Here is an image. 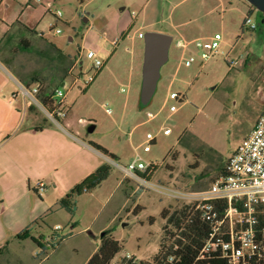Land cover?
Masks as SVG:
<instances>
[{"label":"rangeland","instance_id":"374dc122","mask_svg":"<svg viewBox=\"0 0 264 264\" xmlns=\"http://www.w3.org/2000/svg\"><path fill=\"white\" fill-rule=\"evenodd\" d=\"M248 16L255 29L244 26ZM132 17L135 26L129 37L111 45V22L123 24ZM52 25L55 29L51 30ZM24 27L36 32H24L30 51L18 48ZM151 31L174 40L157 90L143 105L144 39L138 34ZM216 34L222 36L220 48L207 61L195 45L179 48L176 44L178 40L207 41ZM9 35L12 39L4 47ZM0 44V62L8 81L33 84L38 78L45 85L58 86L67 93L68 119L76 126L65 120L63 128L86 141L108 145L119 153L117 164L126 166L138 157L144 163L157 164L151 182L160 186L199 191L205 188L195 182L204 176L200 182L207 188L264 109V22L246 0H0ZM49 44L73 63L62 68ZM89 49H105L110 55H98L106 64L82 92L81 82L74 85V81L79 74L93 73L86 55ZM191 56L195 62L187 66L185 61ZM172 92L178 99L170 98ZM172 105L177 107L174 112ZM147 112L157 117L149 120ZM90 124L96 126L92 133L87 132ZM148 133L156 141L145 152ZM121 177L122 172L111 164L109 179L95 191L77 197L75 215L67 211L63 216L54 214L62 233L53 232L55 244L38 254L35 250L27 263L87 264L100 244V228L105 226L123 246L118 256L129 252L149 259L167 228L163 211L172 212L180 202L145 189L136 180L113 191ZM47 232L52 230L47 228Z\"/></svg>","mask_w":264,"mask_h":264},{"label":"crops","instance_id":"0c3cea01","mask_svg":"<svg viewBox=\"0 0 264 264\" xmlns=\"http://www.w3.org/2000/svg\"><path fill=\"white\" fill-rule=\"evenodd\" d=\"M119 24L114 20L111 22L115 33H112L109 42L114 47L129 37L135 21L132 17V20ZM103 36L107 41V34ZM131 43L134 50V36ZM95 51L98 55L103 52L110 55L105 49ZM16 81L18 84L8 81L5 66L0 62V250L6 248L0 253V264H28L29 255L35 250L38 254L41 250L33 237L43 236L44 240L55 244V236L62 233L63 227L59 221H54L53 215L63 216L65 211L68 212L59 206L60 199L101 166L108 164V156L95 149L91 142L106 148L117 160L120 158L119 153L104 143L94 139L86 141L66 128L48 123L39 111L27 106L19 90V83H23L18 79ZM66 123L76 127L68 118ZM131 180L121 177L113 191L122 185L128 187ZM39 181L46 185L45 192L41 194L36 191ZM58 226L60 229H56ZM89 226L83 230L89 229ZM47 228L52 230L51 234ZM25 230L29 235L18 238ZM107 230H110L107 226L100 228V232Z\"/></svg>","mask_w":264,"mask_h":264},{"label":"built area","instance_id":"2783aa9c","mask_svg":"<svg viewBox=\"0 0 264 264\" xmlns=\"http://www.w3.org/2000/svg\"><path fill=\"white\" fill-rule=\"evenodd\" d=\"M58 17L61 16L59 12ZM244 26L255 29L256 25L248 16ZM57 33L60 30L57 29ZM143 38V33L139 34ZM222 36L216 34L212 39L195 40L192 42L177 41V47L188 48L195 45L201 50V58L207 61L216 55L220 48ZM91 61V74H79L74 85L81 82L80 90L89 87L105 66V62L94 50L86 51ZM82 65L80 60L76 61ZM195 62V57L186 59L187 66ZM82 76H85L81 79ZM20 94L26 100L29 108L39 111L48 123L63 129V122L68 118L69 107L66 102L67 93L59 87L55 88L51 99L44 102L41 99V89L34 84L27 86L19 83ZM179 95L172 92L171 99H178ZM177 107L172 105L171 111ZM149 120L157 117L147 112ZM170 133V130H165ZM156 141L155 135L147 134L145 152L151 151V144ZM108 164H114L123 174L124 178L136 180L138 184L148 190L158 191L180 203L190 205L194 214L211 224V231L198 255L192 262L210 260L211 255L219 254L228 264H259L264 258V109L257 119L253 130L244 138L238 148L227 161L223 173L206 190L184 191L181 189L160 186L151 182L148 176L157 168V164L144 163L138 157L128 165L117 164L110 157H106ZM46 190L44 182H37L36 191L41 194ZM60 229V227H56ZM180 232H178L179 235ZM175 238L169 243L173 245ZM177 249V248H176ZM166 249L153 264H185L181 256L168 253ZM132 253L125 252L117 256L113 264H129L139 262Z\"/></svg>","mask_w":264,"mask_h":264},{"label":"trees","instance_id":"16d2710c","mask_svg":"<svg viewBox=\"0 0 264 264\" xmlns=\"http://www.w3.org/2000/svg\"><path fill=\"white\" fill-rule=\"evenodd\" d=\"M261 14L264 17V14L263 13ZM52 29H55V25L51 26V30ZM21 30H22L21 34L23 35L22 36L23 38H21L18 48L21 51H30L31 46H29V40H27L26 38L27 36L24 33L30 30L26 27L22 28ZM30 32L36 33L35 31H30ZM37 35L39 38L43 39L42 34H37ZM11 39H12V35H9L6 44H3V46L6 47L8 43H10ZM1 44H0V48H3ZM49 45L56 50L57 60L61 64L62 68L66 64L69 65L73 63L74 60H70V58L61 54L55 45L52 44ZM23 84L27 86H31L34 84L38 85L42 92L41 99L44 102H47L48 100L52 102L51 96L55 88L58 87L56 86L53 88L50 85H45L44 81L38 78H34L33 84H28L27 82ZM90 144L95 149L102 152L105 156L117 160V157L111 154L103 146L94 142H91ZM223 171L224 168H222L219 171L217 178L223 173ZM110 174H111V166L109 164H105L101 166L93 174L88 176L80 184L75 186L68 194H66L63 198H61L59 201V206L68 210V212L71 215H75L78 209L77 197L83 195L84 193H91L92 191H94L101 183H103L105 180L109 178ZM151 176L152 174L148 176V179H151ZM203 179H205L204 176H200L196 179L195 182V184H197L198 187L205 188L200 190L208 189L216 180L215 179L211 183V185H209L206 188V184L200 182ZM162 217L167 225V228L164 230V235L161 238L158 250L149 259H143L139 262L131 261L129 262V264H153L157 261L158 256L162 254V252H164L166 249H169L168 250L169 254L181 256L185 264H192V262L198 255L199 251L201 250L204 242L206 241V239L210 234L211 224L206 220H202L198 214H194L192 207L184 203H178L172 212H170L169 210H164L162 213ZM178 232H180L179 235ZM28 235H29L28 231L25 230L22 233H20L17 237L23 239ZM174 238L175 241L173 245L168 248L169 243ZM32 239L33 241L36 242V244L41 250H46L49 245L53 246V244L50 241L44 240L43 236H39L37 238L33 237ZM5 249L6 248L0 250V253L3 252ZM122 251H123V246L120 243V241L112 235V231L107 230L105 231V236L100 238V245L97 251L93 253V255L88 260L87 264H113L115 258ZM197 264H228V263L219 254H214L211 255L210 260L199 261ZM259 264H264V258Z\"/></svg>","mask_w":264,"mask_h":264},{"label":"water","instance_id":"95a60500","mask_svg":"<svg viewBox=\"0 0 264 264\" xmlns=\"http://www.w3.org/2000/svg\"><path fill=\"white\" fill-rule=\"evenodd\" d=\"M249 5L264 14V0H246ZM264 22V17H263ZM144 58L142 66V90L141 103L148 104L158 87L161 79V70L169 61L170 48L173 44V37L159 32H147L144 37ZM96 126L90 124L87 128L88 133L94 132ZM105 232L101 233V238Z\"/></svg>","mask_w":264,"mask_h":264}]
</instances>
